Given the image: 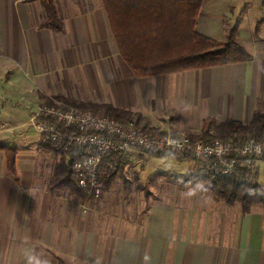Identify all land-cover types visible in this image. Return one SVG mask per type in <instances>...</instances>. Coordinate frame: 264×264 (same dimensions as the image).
<instances>
[{
  "label": "crops",
  "instance_id": "crops-1",
  "mask_svg": "<svg viewBox=\"0 0 264 264\" xmlns=\"http://www.w3.org/2000/svg\"><path fill=\"white\" fill-rule=\"evenodd\" d=\"M53 3L61 33L38 28L39 0H0V144L16 150L15 178L0 151V264H28L30 256L41 264H264L261 206L241 213L238 204L179 188L145 210L115 205L105 188L84 204L49 188L58 158L40 147L29 122L56 97L109 102L175 134L200 128L204 118L245 123L264 114V22L239 27L253 3L203 0L195 26L219 42L237 24L250 61L148 78L120 60L99 0ZM173 159L196 172L194 161Z\"/></svg>",
  "mask_w": 264,
  "mask_h": 264
},
{
  "label": "trees",
  "instance_id": "trees-1",
  "mask_svg": "<svg viewBox=\"0 0 264 264\" xmlns=\"http://www.w3.org/2000/svg\"><path fill=\"white\" fill-rule=\"evenodd\" d=\"M202 1L99 0L119 58L136 78L207 69L251 60V56L236 39L237 24L227 29L223 41L219 42L195 31ZM39 2L44 17L38 28L61 33L63 24L57 17L53 0ZM57 99L78 110L131 122L142 131L153 133L147 120L138 113L116 109L108 104ZM47 102L48 100H44L43 103ZM186 136L206 141L217 139L242 143L264 136V114L254 113L245 123L204 118L198 133ZM40 147L58 157L52 169L49 188L68 191L84 199L85 191L76 185L71 176L72 157L61 150H55L54 144L41 143ZM0 151L4 154L6 170L15 178L16 150L0 144ZM145 155L163 157L152 153ZM124 165L122 162L115 164L114 169L105 178L104 188L112 180L123 178ZM257 172V169L238 167L226 178H213L197 172L172 177L180 188L195 187L225 205L238 204L241 213H247L252 205H259L264 209V183L257 182Z\"/></svg>",
  "mask_w": 264,
  "mask_h": 264
},
{
  "label": "built area",
  "instance_id": "built-area-1",
  "mask_svg": "<svg viewBox=\"0 0 264 264\" xmlns=\"http://www.w3.org/2000/svg\"><path fill=\"white\" fill-rule=\"evenodd\" d=\"M29 122L41 143L54 144L72 157L70 172L85 191L83 203L96 200L117 162L126 164L139 154L152 153L194 161L196 172L229 177L236 168L264 170V136L242 143L200 140L169 132L147 133L111 117L93 114L55 99H47ZM82 204V206H84Z\"/></svg>",
  "mask_w": 264,
  "mask_h": 264
},
{
  "label": "rangeland",
  "instance_id": "rangeland-1",
  "mask_svg": "<svg viewBox=\"0 0 264 264\" xmlns=\"http://www.w3.org/2000/svg\"><path fill=\"white\" fill-rule=\"evenodd\" d=\"M247 1L253 3V5L251 11L247 13L246 17L242 18L241 23L239 24L241 29H250L251 27L259 26L260 23L264 22V0ZM57 98L58 97L53 99L58 100ZM60 99L72 102L100 104L94 101H81L75 97L73 99L60 97ZM103 104L111 106L109 102ZM198 130L199 128L195 127L190 132L184 134H175L168 130H162V132H169L174 136H186L187 134L196 135ZM154 132L161 131L153 129V133ZM51 155L57 160L56 158L58 157L56 155ZM138 158V161L133 163L132 170L125 172L123 169V178L112 180L105 188L107 191H110L111 200L115 202V205L120 204V201H122L124 204H127L129 210H145L148 205L163 200V198L165 199L167 193L172 192L173 190H178V188L181 190L190 189L200 192L195 187L180 188L174 182L172 176L185 175L187 173L185 163L177 161L172 157L169 158L165 156L152 157L145 154H139ZM257 182L259 184L264 183V170L260 168L257 172ZM121 196H124L125 198L121 199Z\"/></svg>",
  "mask_w": 264,
  "mask_h": 264
},
{
  "label": "clouds",
  "instance_id": "clouds-1",
  "mask_svg": "<svg viewBox=\"0 0 264 264\" xmlns=\"http://www.w3.org/2000/svg\"><path fill=\"white\" fill-rule=\"evenodd\" d=\"M191 194V193H190ZM145 259H148L147 257H145ZM28 264H41V261L37 258V257H34V256H30L28 258ZM43 264H48V262L45 260L43 262Z\"/></svg>",
  "mask_w": 264,
  "mask_h": 264
}]
</instances>
